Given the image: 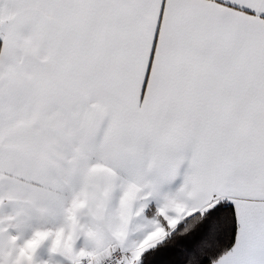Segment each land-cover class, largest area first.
<instances>
[{
	"label": "snow or ice",
	"instance_id": "6c2138e0",
	"mask_svg": "<svg viewBox=\"0 0 264 264\" xmlns=\"http://www.w3.org/2000/svg\"><path fill=\"white\" fill-rule=\"evenodd\" d=\"M0 264H264V0H0Z\"/></svg>",
	"mask_w": 264,
	"mask_h": 264
}]
</instances>
